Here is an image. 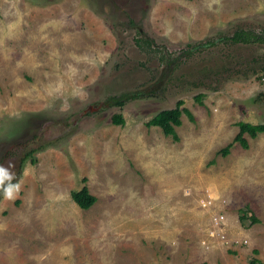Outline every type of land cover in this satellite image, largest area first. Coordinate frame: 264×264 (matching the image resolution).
<instances>
[{"label":"rangeland","instance_id":"rangeland-1","mask_svg":"<svg viewBox=\"0 0 264 264\" xmlns=\"http://www.w3.org/2000/svg\"><path fill=\"white\" fill-rule=\"evenodd\" d=\"M239 30L264 0H0V165L53 142L2 192L0 264H264V131L233 140L264 123V40ZM178 100L173 140L146 121Z\"/></svg>","mask_w":264,"mask_h":264},{"label":"trees","instance_id":"trees-1","mask_svg":"<svg viewBox=\"0 0 264 264\" xmlns=\"http://www.w3.org/2000/svg\"><path fill=\"white\" fill-rule=\"evenodd\" d=\"M237 39H241V40H251V39L264 40V37L260 36L259 34L239 30V31H236L235 34L231 38V40H233V41H237ZM202 95L203 94H198V96H197L199 102L201 101L200 98ZM115 103L121 105L122 101L116 100ZM181 103H182V100H178L175 107L161 109L160 111L156 112L153 116H151L146 121V124L147 125H158V126H160V128L162 129V131L165 135H170L173 140H178L179 136L176 132L175 126L179 125L181 123L180 114L182 112V109L179 107V105ZM183 110H184V112H186L188 114V116L191 119L193 118L191 112L188 109L183 108ZM39 116L41 117V119L43 118V116L41 114H39ZM49 117L51 118L53 116H49ZM112 121L115 123H123L124 118L122 117L121 114H114L112 117ZM32 124H33V122H32ZM237 125L239 126V130L234 135L233 140L239 141L243 145V147L248 146V141H247L246 137L244 136L245 132H247L251 137H254L257 135L258 132L264 131V123L253 124L251 122L239 120L237 122ZM36 136H37L36 134H33L32 137H36ZM52 143L53 142H45L43 144H40L36 148L22 150L23 152H22L21 156L19 157V165H18V169L15 173V179L12 182L15 183L16 180L19 178L21 168L24 164V161L26 160V158L28 156H30V161L34 162L35 161V158H34L35 157L34 156L35 151L43 149L45 146L52 144ZM229 147H230V144H227L226 146H224L221 149V153L227 154L229 151ZM6 152H8L9 154L10 153L15 154L14 152L8 151V149H6ZM0 160H3V158H1ZM2 192L3 191L0 190V198L2 196ZM70 194H71L72 199L81 208H88L96 200V196L88 190V187L86 185H83L79 189L72 190ZM239 219H240V221H243V222L245 221V223H246V221H248V224L255 223V222L259 221V218L252 211H250L248 206H246V208L242 210V213L239 215ZM253 251L257 252V249H253ZM200 264H207V263L203 261ZM249 264H262V263L257 258H252L249 261Z\"/></svg>","mask_w":264,"mask_h":264},{"label":"built area","instance_id":"built-area-1","mask_svg":"<svg viewBox=\"0 0 264 264\" xmlns=\"http://www.w3.org/2000/svg\"><path fill=\"white\" fill-rule=\"evenodd\" d=\"M207 201H203L202 203L205 205V206H208L210 205L212 202L211 201V198L209 199H206ZM227 221V216H226V213L220 209V210H217V212H214L212 214V223H211V228L208 232V235L207 238L208 239H211L212 241H215V242H211L213 244H217L218 241H220L221 239V242H227L229 239L224 235V233L222 232V229H224V226H225V223ZM224 225V226H223ZM223 227V228H222ZM222 232V234H221ZM203 244H205L206 246H208V243L206 242V240H202Z\"/></svg>","mask_w":264,"mask_h":264},{"label":"clouds","instance_id":"clouds-1","mask_svg":"<svg viewBox=\"0 0 264 264\" xmlns=\"http://www.w3.org/2000/svg\"><path fill=\"white\" fill-rule=\"evenodd\" d=\"M14 165L9 162L8 167L0 165V190L3 191V196L6 200L15 199L21 190V183L12 181L15 179V174L10 171Z\"/></svg>","mask_w":264,"mask_h":264},{"label":"crops","instance_id":"crops-1","mask_svg":"<svg viewBox=\"0 0 264 264\" xmlns=\"http://www.w3.org/2000/svg\"><path fill=\"white\" fill-rule=\"evenodd\" d=\"M170 161H168V163H169ZM143 228V227H142Z\"/></svg>","mask_w":264,"mask_h":264}]
</instances>
